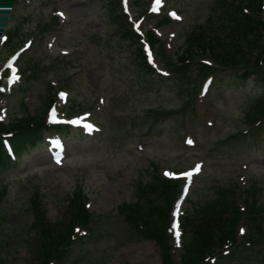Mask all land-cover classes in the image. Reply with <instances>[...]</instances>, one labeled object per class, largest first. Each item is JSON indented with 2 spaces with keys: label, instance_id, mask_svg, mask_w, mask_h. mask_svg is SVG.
<instances>
[{
  "label": "rangeland",
  "instance_id": "rangeland-1",
  "mask_svg": "<svg viewBox=\"0 0 264 264\" xmlns=\"http://www.w3.org/2000/svg\"><path fill=\"white\" fill-rule=\"evenodd\" d=\"M113 1L143 38L150 62L166 71L161 78L145 79L133 67L129 46L109 18L110 0H0V122L39 114L54 94L48 120L56 116L67 125L0 165V264H42V229L57 233L68 226L70 198L78 191L95 221L89 231H77L84 244L67 264H162L156 243L133 236L118 214L157 168L162 177L182 179L184 193L172 211L181 221L218 187L234 184L243 196L255 184L264 207V126L251 130L245 118L264 95V83L220 85L219 72L207 87L208 76L197 69L205 57H198L189 68L193 84L176 86L157 44L151 54L145 42L155 30L176 60L214 0ZM162 17L169 21L160 23ZM239 230L243 244L235 264H260L264 242L248 246L245 221ZM174 252L178 261L179 241Z\"/></svg>",
  "mask_w": 264,
  "mask_h": 264
},
{
  "label": "trees",
  "instance_id": "trees-1",
  "mask_svg": "<svg viewBox=\"0 0 264 264\" xmlns=\"http://www.w3.org/2000/svg\"><path fill=\"white\" fill-rule=\"evenodd\" d=\"M263 7L264 0H214L209 17L197 29L187 33L182 52L173 61L153 31H149L148 41L152 48L159 45L158 55L161 60H165L164 65H169L170 77L176 76L174 79L171 77L176 86L193 84L189 68L198 57H205L201 58L203 62L209 61V65L198 62V72L208 76L204 81L220 72V85L242 86L250 80L264 83ZM109 18L129 46L133 67L136 66L145 79L161 78V74L148 63L140 37L127 26H130L127 16L120 10L119 3L113 0H110ZM168 21L167 17H162L159 22ZM54 99V94H50L45 109L39 114L27 113L8 125L0 123L1 166L12 163L5 149L6 142L20 155L37 147L46 134L61 133L66 129L65 125L47 122ZM190 104L191 101H188L185 108L190 107ZM245 118L251 130L262 129L264 95L248 108ZM156 172L149 182L137 184L136 201L120 205L118 214L124 217L133 236L156 243L162 264L237 263L241 260L243 242L239 227L243 221L249 228L245 239L248 246L254 247L264 242V207L257 200L256 185L246 192V196L239 193L241 189L235 184L218 187L211 200L192 207L183 217L180 227L181 254L177 261L171 212L180 193L181 181L162 177L158 174V168ZM85 198L86 195L79 191L70 198L71 218L64 230L54 233L50 229H42V264H67L74 248L84 244L85 239L77 231L83 228L89 231L95 221L93 213L86 207ZM35 200L33 202L36 205ZM260 264H264V260Z\"/></svg>",
  "mask_w": 264,
  "mask_h": 264
}]
</instances>
